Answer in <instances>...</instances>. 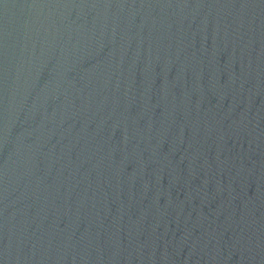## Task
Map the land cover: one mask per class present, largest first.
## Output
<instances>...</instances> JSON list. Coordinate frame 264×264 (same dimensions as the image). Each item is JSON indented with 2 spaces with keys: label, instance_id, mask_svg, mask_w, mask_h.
I'll return each mask as SVG.
<instances>
[{
  "label": "water",
  "instance_id": "obj_1",
  "mask_svg": "<svg viewBox=\"0 0 264 264\" xmlns=\"http://www.w3.org/2000/svg\"><path fill=\"white\" fill-rule=\"evenodd\" d=\"M0 264H264V0H0Z\"/></svg>",
  "mask_w": 264,
  "mask_h": 264
}]
</instances>
